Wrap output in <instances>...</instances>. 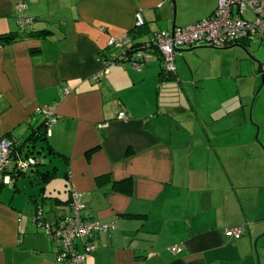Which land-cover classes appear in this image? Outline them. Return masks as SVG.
<instances>
[{
    "label": "crops",
    "instance_id": "crops-1",
    "mask_svg": "<svg viewBox=\"0 0 264 264\" xmlns=\"http://www.w3.org/2000/svg\"><path fill=\"white\" fill-rule=\"evenodd\" d=\"M19 1L35 21L0 46V133L26 142L43 126L39 107L55 106L56 122L47 160L22 176L39 185L30 201H16L22 177L12 170L0 183V264H61L60 242L35 214L57 224L72 192L83 195L87 219L110 225L82 264H264V57L242 68L224 53L264 41L179 49L171 75L156 50L139 70L106 71L104 60L121 54L108 42L132 32L138 14L145 26L134 44L208 18L218 0H0V36L20 32ZM239 226L240 240L225 235Z\"/></svg>",
    "mask_w": 264,
    "mask_h": 264
},
{
    "label": "built area",
    "instance_id": "built-area-1",
    "mask_svg": "<svg viewBox=\"0 0 264 264\" xmlns=\"http://www.w3.org/2000/svg\"><path fill=\"white\" fill-rule=\"evenodd\" d=\"M161 5L165 0H160ZM26 5L19 1L16 4L18 25L24 29L33 23L24 15ZM251 12L252 18L247 14ZM145 22L140 14L137 15L136 26H144ZM251 39L264 41V0H218V4L211 16L194 24L175 27L155 33L149 42L134 46L129 34L119 38H111L108 48L121 51L120 56L113 61L104 60L105 70L111 69L117 63L130 64L133 69L139 70L153 51L160 53L164 71L168 74L176 72L175 59L179 49L194 48L206 44L214 48L225 49L241 44ZM103 73L95 76L96 80ZM70 93L65 89L64 96ZM37 114L43 118L46 135L50 137L51 129L56 122V107L45 106L37 109ZM119 119L126 118V112L118 115ZM17 140H12L0 133V183H5L9 170L13 174H22L36 165L33 158H23L15 150ZM87 205L83 195L72 192L70 198V215L61 219L55 225H48L44 221L43 211L40 209L35 216L39 227L46 229L50 238L61 244L58 262L61 264H82L95 250L92 242L95 235L107 232L110 225H103L95 220L87 219ZM245 232L243 226L229 228L225 235L234 240H240ZM83 249H79L81 242ZM172 252L179 253V247H173Z\"/></svg>",
    "mask_w": 264,
    "mask_h": 264
},
{
    "label": "rangeland",
    "instance_id": "rangeland-1",
    "mask_svg": "<svg viewBox=\"0 0 264 264\" xmlns=\"http://www.w3.org/2000/svg\"><path fill=\"white\" fill-rule=\"evenodd\" d=\"M194 3H195V1H194ZM247 16L249 18H252L251 12H249L247 14ZM257 43H260V42H257ZM255 49H256V53H254ZM224 53L228 54L227 58L229 60H231L236 55L237 60H239V59L242 60V68H246L250 65V62L253 61V56L264 57V48L260 49V50H258L257 48H253V49H250L249 51H247L246 49H243V48H232V49L225 51ZM257 65L259 66V62H257ZM263 83H264V81L262 80V77H261V84H263ZM44 143L42 141H39L36 144V148L34 149V152H35L34 156H36L37 159L41 163H44L47 160L44 157V155H42V149L45 146ZM60 172H61L62 176L55 177L54 180L52 181V184H53L52 188H56V190H58V191H59V189L63 190V188H64V181H63L64 174L62 173L63 170L61 168H60ZM30 174H31V172L28 173L29 176H27L26 178L22 177L18 180V186L21 187V189L23 190L22 194H15L13 192L14 191L13 185H11V186L5 187L4 196L11 198L10 196L12 195V193H14V195L17 199L16 201H19V202L24 201V203H26V201L29 202L30 201L29 196L32 195V193H35L36 191H38L37 189H39L38 182L34 181L35 180L34 177L31 179ZM29 204L31 205L32 203H29Z\"/></svg>",
    "mask_w": 264,
    "mask_h": 264
},
{
    "label": "trees",
    "instance_id": "trees-1",
    "mask_svg": "<svg viewBox=\"0 0 264 264\" xmlns=\"http://www.w3.org/2000/svg\"><path fill=\"white\" fill-rule=\"evenodd\" d=\"M18 16V15H17ZM34 19H33V23H34ZM32 23V24H33ZM32 24H30L28 27H26V28H24V29H22L19 25V28H20V32L19 33H11V34H6V35H1L0 36V46H3V45H5V44H7V43H9V42H15V41H18L22 36H23V33H25L29 28H30V26H32ZM144 26H145V24H144ZM144 26H135V29L132 31V32H130V33H128L129 35H130V37H132L133 39L134 38H136V37H138L137 35L140 33V34H143V27ZM152 37H153V35H152ZM152 37H151V39H152ZM150 39V40H151ZM149 40V41H150ZM149 41H147V42H149ZM144 43H146V42H144ZM141 44H143V43H141ZM141 44H134V46H138V45H141ZM33 53H36V52H38V50H33L32 51ZM163 62V61H162ZM163 71H164V68H163ZM164 73H166L165 71H164ZM167 75H171V74H168V73H166ZM6 137H8V138H10V139H12V140H15L16 138H14L13 137V135H10V136H6ZM48 136L46 135V131H45V127H44V125L43 126H41L39 129H37L36 130V132H34L28 139H27V141L26 142H19V141H17L18 142V145L15 147L16 149L15 150H17L19 153H20V155L23 157V158H25V159H27V158H33V159H35L36 160V165L35 166H32L31 168H34V167H36V166H38V162H37V157L36 156H34V149L36 148V144L39 142V141H42L43 143L44 142H47V140H48ZM17 140V139H16ZM46 148L48 149V151L50 152V153H55L56 155L58 154L57 152H54V149L50 146V145H47L46 146ZM30 168V169H31ZM29 169V170H30ZM28 170V171H29ZM28 171H26L25 173H22V174H14L15 175V177H22V176H26V173L28 172ZM54 174H55V172H54V170H50V171H46V172H44V173H42V178H43V180H47L48 178H51L52 176H54ZM71 198V197H70ZM40 210V208H38L37 210H36V214H35V216L37 215V212Z\"/></svg>",
    "mask_w": 264,
    "mask_h": 264
},
{
    "label": "water",
    "instance_id": "water-1",
    "mask_svg": "<svg viewBox=\"0 0 264 264\" xmlns=\"http://www.w3.org/2000/svg\"><path fill=\"white\" fill-rule=\"evenodd\" d=\"M175 27H176V25L173 26V28H175Z\"/></svg>",
    "mask_w": 264,
    "mask_h": 264
}]
</instances>
